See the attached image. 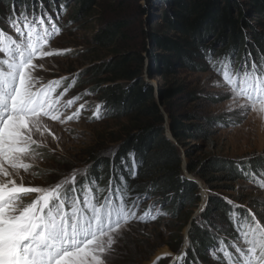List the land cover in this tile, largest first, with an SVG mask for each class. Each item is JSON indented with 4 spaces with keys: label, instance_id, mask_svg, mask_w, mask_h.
Returning <instances> with one entry per match:
<instances>
[{
    "label": "rangeland",
    "instance_id": "1",
    "mask_svg": "<svg viewBox=\"0 0 264 264\" xmlns=\"http://www.w3.org/2000/svg\"><path fill=\"white\" fill-rule=\"evenodd\" d=\"M170 2L98 0L91 11L80 15L83 5L77 0H43L44 7L53 19L60 17L57 22L60 33L51 41L50 49L70 51L45 58L42 61L44 68L38 69V75L45 84L66 77L58 92L68 84H73L62 100L77 95L81 99L68 110V114L79 108L80 104H84L85 108L78 120L64 124L52 122V130L60 139L41 149L43 158L34 167L37 178L32 180V186H47L49 182H57L63 178L61 174L68 175L73 169L79 170L78 180L81 178L80 173L88 175L90 171L93 174L97 167L90 166L98 165L96 160H91L93 156L99 160L106 157L116 159L125 143L134 137L143 121L137 120L135 115L127 116L119 110H113L103 101L102 89L111 84L104 80L110 75L97 74L96 69L104 64L110 66L124 55L133 57L141 53L145 69L155 66L156 59L170 56L169 51L156 45L154 37L187 40L181 33L170 31L163 20L166 16H174L173 13L167 15V12L175 9ZM35 4L36 0H14L13 3L0 0V15L4 16L0 29L8 28V20L14 15V9L30 14ZM61 5H64L63 11ZM233 16L237 17V12H233ZM248 20L254 26L251 32L256 30L264 34L258 23L263 19L254 17L250 11ZM116 23L126 24L123 29L126 41L110 49H100L96 42L98 35ZM204 42L207 47L205 50H214L217 57V52L226 46L218 34L208 35ZM253 49H256V40L249 41L246 51L255 58ZM199 52L202 54V51ZM191 57L193 64L190 67L180 61L172 71L169 86H175L178 91L173 98L167 102L160 101V104L166 118L165 133L179 145L185 160L184 176L198 184L201 200L196 206L181 205V213L176 217L171 214L174 206L165 195L157 189H150L149 182L153 178L142 182L147 189L136 190L147 197L141 205V214L142 211L150 210L156 219L133 225L131 234L122 242V251L114 264H177L178 258L185 253L186 258L189 257L192 247L189 229L194 221L202 224V214L212 198L231 201L233 206L246 212L250 209L257 213L258 218L264 215V188L258 187L264 185V173L259 176L250 174L249 179L240 170L241 164L246 168L250 163L262 164L264 168V114L249 112L246 118L232 115L236 111L235 105L225 95L222 77L206 63V52ZM235 65L238 67V62L235 61ZM144 81L157 87L154 81L159 82V79H149L145 75ZM120 83L128 85L126 82ZM156 97L160 100L159 91H156ZM172 117L176 119L177 126H182L181 139H176L172 133ZM190 160L197 166L192 173L186 167ZM215 162L235 166L240 175L229 177L230 172L221 168L215 169L206 178L200 176L201 168L215 166ZM123 163L126 166V162ZM153 205L155 207L150 209ZM212 221L214 225L205 228L213 237L214 245L204 250L203 257L191 259L190 264H216V253L211 250L217 243L223 247L225 241L236 242L238 228L232 227L226 216H214ZM181 239V248L175 252L173 248L178 247Z\"/></svg>",
    "mask_w": 264,
    "mask_h": 264
},
{
    "label": "snow or ice",
    "instance_id": "2",
    "mask_svg": "<svg viewBox=\"0 0 264 264\" xmlns=\"http://www.w3.org/2000/svg\"><path fill=\"white\" fill-rule=\"evenodd\" d=\"M13 12L8 28L0 29V264H114L133 225L156 219L150 210L141 214L147 197L129 184L138 177L137 163L119 175L113 169L107 188H99L100 177L90 171L78 180L76 169L47 186L31 185L41 149L60 139L52 122L78 120L85 105L68 114L81 99L62 100L73 84L58 92L66 77L45 84L38 75L45 58L70 51L50 49L60 33V17L53 19L43 0H36L30 14ZM205 52L206 63L222 77L225 95L235 105L232 115L264 114V53L261 59L246 53L237 67L234 50L220 57L212 49ZM249 169L250 164L240 165L242 174ZM247 216L235 243H217L211 250L216 264H264V215L258 218L249 209ZM186 261L185 253L177 264Z\"/></svg>",
    "mask_w": 264,
    "mask_h": 264
},
{
    "label": "trees",
    "instance_id": "3",
    "mask_svg": "<svg viewBox=\"0 0 264 264\" xmlns=\"http://www.w3.org/2000/svg\"><path fill=\"white\" fill-rule=\"evenodd\" d=\"M22 1V0H17ZM24 1V0H23ZM82 3L83 8L79 14L85 15L91 11L98 0H77ZM175 9L167 12L164 17L167 27L174 33H181L187 38L185 41L174 40L166 36L154 37V41L160 49L169 51L170 56H162L156 59L155 66L145 69V60L141 53L136 56L124 55L116 60L112 65L104 64L97 67V74H108L105 82L111 83L102 89V97L105 103L113 110L129 115H135L137 120L143 124L137 128L134 137L127 141L122 147L116 159L102 158L96 160L99 167L94 171V175L99 176V188H107L109 177L113 174V169L119 175L124 168L133 163V158L128 156L134 154V162L137 163V179L130 180L129 184L136 190L144 191L147 188L142 182L150 180V189H157L173 204L171 214L179 215L181 205L196 206L200 202L199 186L196 182L184 176L185 160L182 156L179 145L175 144L165 133L164 125L166 118L161 110V102H167L175 96L178 88L169 86L172 71L178 66L180 61L187 63L189 67L193 64L191 56L202 55L199 51L207 49L204 45L208 35L218 34L226 46L218 53L219 57L234 50L235 61L240 65L241 59L246 55L250 40H256V49H253L256 59H261L264 53V34L253 30V25L248 20L251 11L259 20V24L264 30V0H168ZM14 0H8L13 3ZM30 4L29 1H25ZM12 5V4H11ZM237 12V17L233 16ZM4 19L0 15V23ZM126 24L116 23L106 30H102L96 39L100 49H110L113 45H122L126 41V33L123 31ZM190 40V41H189ZM120 47V46H119ZM122 49V48H120ZM147 78L158 77L157 87L144 81ZM120 82H126L128 85ZM159 91L160 100L156 97ZM172 133L176 139H181L182 126H177L176 119L172 117ZM176 125V126H175ZM123 161L126 162V166ZM101 165V166H100ZM215 166L201 168L200 176L206 178L215 169L225 168L230 174L229 177L239 176V171L235 166L215 162ZM251 169L264 173L262 164L250 163ZM188 172H193L197 166L190 160L187 163ZM217 167V168H214ZM247 168V165H246ZM249 169L245 176L254 175ZM127 176V173H124ZM257 176V175H254ZM182 211V210H181ZM245 210L229 204V202L212 198L207 205L206 211L202 214V224L193 222L188 233L191 242L189 257L186 264H190L191 259L204 256V250L214 245V239L205 228L214 225V216H226L228 222L234 228L246 227L250 217ZM187 225V224H186ZM182 239L178 247L173 248L179 252Z\"/></svg>",
    "mask_w": 264,
    "mask_h": 264
},
{
    "label": "bare ground",
    "instance_id": "4",
    "mask_svg": "<svg viewBox=\"0 0 264 264\" xmlns=\"http://www.w3.org/2000/svg\"><path fill=\"white\" fill-rule=\"evenodd\" d=\"M155 83H154V85H158V82L157 81H154Z\"/></svg>",
    "mask_w": 264,
    "mask_h": 264
}]
</instances>
